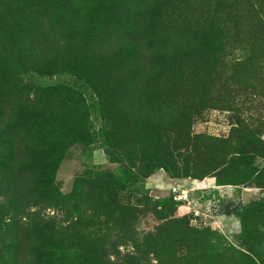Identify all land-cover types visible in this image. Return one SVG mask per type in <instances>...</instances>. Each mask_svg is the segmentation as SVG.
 Returning a JSON list of instances; mask_svg holds the SVG:
<instances>
[{"label":"rangeland","instance_id":"obj_1","mask_svg":"<svg viewBox=\"0 0 264 264\" xmlns=\"http://www.w3.org/2000/svg\"><path fill=\"white\" fill-rule=\"evenodd\" d=\"M44 1L0 0V264L42 223L84 264H264V0Z\"/></svg>","mask_w":264,"mask_h":264},{"label":"trees","instance_id":"obj_2","mask_svg":"<svg viewBox=\"0 0 264 264\" xmlns=\"http://www.w3.org/2000/svg\"><path fill=\"white\" fill-rule=\"evenodd\" d=\"M40 3H46L44 0H38ZM204 33V32H202ZM4 89V87H1ZM7 206L4 204V201L0 200V221L3 223L5 217L7 216ZM40 230L43 231L45 234L51 233V225L49 223H42L40 225ZM55 226H53V230ZM40 230L39 233L43 235L40 239L39 246L36 249L37 252L35 253V261L36 264H40L43 262L46 253L52 252L55 255L60 256L62 264L70 261L71 264H84L81 260V251L80 249L73 248L68 242H66L60 234L58 235H44ZM87 241V240H86ZM72 256V257H71ZM46 259V258H45ZM74 261V262H73Z\"/></svg>","mask_w":264,"mask_h":264}]
</instances>
